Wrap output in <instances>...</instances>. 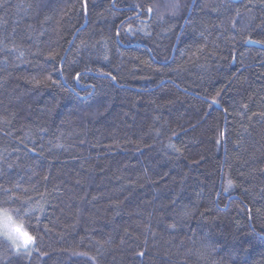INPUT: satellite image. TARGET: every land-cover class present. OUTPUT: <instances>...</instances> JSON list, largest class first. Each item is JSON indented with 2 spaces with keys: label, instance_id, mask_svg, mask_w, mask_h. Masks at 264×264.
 <instances>
[{
  "label": "trees",
  "instance_id": "1",
  "mask_svg": "<svg viewBox=\"0 0 264 264\" xmlns=\"http://www.w3.org/2000/svg\"><path fill=\"white\" fill-rule=\"evenodd\" d=\"M262 41L264 0H0V207L36 238L0 264H264Z\"/></svg>",
  "mask_w": 264,
  "mask_h": 264
},
{
  "label": "snow or ice",
  "instance_id": "2",
  "mask_svg": "<svg viewBox=\"0 0 264 264\" xmlns=\"http://www.w3.org/2000/svg\"><path fill=\"white\" fill-rule=\"evenodd\" d=\"M86 6V5H85ZM139 7V5H137ZM179 8L178 2H173L169 6V10L175 12ZM146 12H153V7L151 5L147 6L144 9ZM264 43V41H262ZM79 75H77V79ZM115 79V77H112ZM39 83V81H37ZM264 115V113H261ZM233 181H228V187L231 188L233 186ZM7 192L8 190H4ZM11 199V197H9ZM13 212H16L19 215V209H9L7 207H0V236L4 237L7 241L10 242L11 247L19 252L21 249L27 250L30 246L35 244V237L30 235L24 229L22 220L18 222V219L13 216ZM170 227H175V225H170ZM140 256H143L144 253H139Z\"/></svg>",
  "mask_w": 264,
  "mask_h": 264
},
{
  "label": "rangeland",
  "instance_id": "3",
  "mask_svg": "<svg viewBox=\"0 0 264 264\" xmlns=\"http://www.w3.org/2000/svg\"><path fill=\"white\" fill-rule=\"evenodd\" d=\"M34 247V245H32V246H30L28 249H31V248H33ZM23 250V249H22Z\"/></svg>",
  "mask_w": 264,
  "mask_h": 264
}]
</instances>
